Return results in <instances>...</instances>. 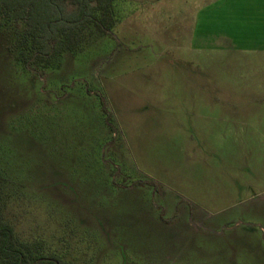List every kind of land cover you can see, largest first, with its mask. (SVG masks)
<instances>
[{"label":"rangeland","instance_id":"374dc122","mask_svg":"<svg viewBox=\"0 0 264 264\" xmlns=\"http://www.w3.org/2000/svg\"><path fill=\"white\" fill-rule=\"evenodd\" d=\"M219 3L115 0L109 34L43 73L0 26V170L23 238L71 264H264V59L219 37ZM237 115L250 131H229Z\"/></svg>","mask_w":264,"mask_h":264},{"label":"trees","instance_id":"16d2710c","mask_svg":"<svg viewBox=\"0 0 264 264\" xmlns=\"http://www.w3.org/2000/svg\"><path fill=\"white\" fill-rule=\"evenodd\" d=\"M115 0H0V26L13 36L23 67H59L63 52L83 50L109 34ZM6 177L0 170V264H71L41 237L23 238L6 217ZM73 264V263H72Z\"/></svg>","mask_w":264,"mask_h":264},{"label":"crops","instance_id":"0c3cea01","mask_svg":"<svg viewBox=\"0 0 264 264\" xmlns=\"http://www.w3.org/2000/svg\"><path fill=\"white\" fill-rule=\"evenodd\" d=\"M215 9H220L221 14H223L219 21L221 23L216 24H219V28H222V33L219 37H223L222 39L224 42L254 44L250 47L252 50L255 52H262V54L264 53V0H221V3H219ZM213 11L215 10L211 12L213 13ZM217 17L218 16L215 17L212 15L211 21L213 20L214 22V19L218 20L219 18ZM223 17H225V19ZM240 26L250 27V29L248 32L242 30L243 33L240 32L242 33L240 34L238 33ZM231 27H233V29H231ZM245 49L249 51V49ZM262 54H260V58L264 59V54ZM262 74L264 75V69L262 70ZM246 104L247 102H243L241 105L244 106ZM230 106L235 107L240 105L231 104ZM249 120V118L237 115L235 117H228L226 121L229 122V131L237 132L241 130V132L244 133L252 129ZM237 125L240 126L237 127Z\"/></svg>","mask_w":264,"mask_h":264}]
</instances>
